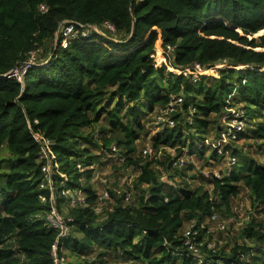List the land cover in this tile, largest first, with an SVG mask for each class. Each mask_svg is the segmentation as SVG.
I'll return each mask as SVG.
<instances>
[{"label": "trees", "instance_id": "trees-1", "mask_svg": "<svg viewBox=\"0 0 264 264\" xmlns=\"http://www.w3.org/2000/svg\"><path fill=\"white\" fill-rule=\"evenodd\" d=\"M63 20L109 22L115 33L93 32L71 39L65 48L58 41L43 54L41 64L26 70L22 82L5 76L30 51L45 48ZM167 45L173 47L171 54H162ZM194 63L207 72L215 69L217 76L201 73L193 81L174 69L187 67L191 74ZM159 80L167 88L175 84L182 89L168 90ZM179 92L182 109H194V127L200 133L235 92L234 100L249 106L246 115L254 112L259 118L248 127L249 136L264 153V119L255 112L264 111V0H0V264H53L51 245L57 232L36 216L45 214L48 204L40 201L47 189L39 186L35 136L53 141L56 181L67 179L68 186L85 193L88 203L69 210L73 226L59 241L60 255L65 250L81 257L93 245L100 258L119 250L113 258L127 264H264L262 223L252 220L240 233L260 248L259 255L248 243L235 242L227 253L204 245L202 257L194 256L179 235L187 220L199 224L217 210L229 212L241 186L251 191L253 206L263 205L264 215V163L245 156L227 174L211 176V190L202 185L173 190L157 179L151 161L132 156L135 141L145 134L141 115ZM98 101L104 105L95 108ZM102 117L110 132L103 145L113 139L122 146L123 163L137 167V175L135 202L125 205L123 195L109 191L116 202L98 221L93 209L97 195L87 183L96 158L87 145L95 147V136L83 131ZM173 118L174 126L152 136V146L178 145L180 153L189 139V152L203 158L206 147L201 143L194 148L192 122L182 123L180 113ZM218 157L213 151L206 160ZM203 236L205 228H199L196 239Z\"/></svg>", "mask_w": 264, "mask_h": 264}, {"label": "rangeland", "instance_id": "rangeland-1", "mask_svg": "<svg viewBox=\"0 0 264 264\" xmlns=\"http://www.w3.org/2000/svg\"><path fill=\"white\" fill-rule=\"evenodd\" d=\"M101 30L104 31L102 27ZM57 39L58 36L54 35L52 39L47 40V45L45 48H40V52L37 57L38 62H40L44 58L43 54L47 53L52 45L56 46ZM158 52H160V49H158ZM171 52L172 51L170 50V54ZM160 63H163L162 59L158 60V64ZM216 65L224 64L217 63ZM212 73L217 76L216 71ZM209 81H212V78H210ZM159 83L162 87H168L166 81L159 80ZM167 89L180 90L182 89V86L178 87L173 84ZM234 95H236L235 92L227 97V101L229 100V103L231 104L224 108L221 113H219L218 115L211 114L208 117V119L211 120L212 123L209 124L205 133L198 132L197 128L194 127L196 126V124H194L193 122L194 109L192 107H189L188 111L182 109L181 103L183 101V96L181 95V93L179 92L178 94L171 95V99H174L177 96L181 97V102L177 104L175 110L172 113L166 112L163 108V105H156L152 112L148 111L141 115L140 122L143 125L145 134H141L139 139L135 141L137 150L132 154V156L141 157L143 160L151 161L153 163V166L155 167L157 179L164 184V187L177 190L184 185H187L192 189L198 185H202L204 189L211 190V184L208 182V179H210L211 176H214L215 173L221 176L222 174H227L230 171L227 169V160L223 156H219L218 160H214L211 158H208V160H206V157H208L214 150L218 135L222 128L221 125L223 118L226 115V111L228 108L231 109L236 107L245 109L247 107L249 110V106L244 105L242 102L237 103L234 100ZM114 103L115 99L112 100L109 107H113ZM102 105H104V102L98 101L94 104V107L99 108ZM141 109L142 110L140 111H144L143 107ZM253 109L254 107H252V110ZM255 112L256 114L262 116V119H264V111L262 113H259L257 111ZM177 113L181 114V118L183 120L182 123L188 122L189 124L192 122V125L190 124L189 131H191L194 137L197 138L195 139L196 144L194 148L199 147L201 143H204L206 147L203 158H199L197 152H189V139L186 141V144L180 153L176 150V148L179 147L178 145L160 146L158 148L152 146V136L161 132L166 127L174 126L176 120L173 118V116ZM250 115L251 114L247 116V127L249 128L251 127V122H255L259 119L254 112L252 117H250ZM169 119H172L174 121V124L172 126L168 123ZM108 127V121L105 119V117H102L98 123L84 128L83 131L85 134L91 133L95 136L93 144L95 145V147L87 145V147L89 148V152L96 157L93 162L94 167L91 172L90 179L87 183L97 193L96 205H99L100 208V211L97 214L98 221L103 220L105 217V212L110 210L112 205L115 204V197L123 195L124 198L125 193H129L128 199H123V204L126 205L135 202V190L133 189V184L135 176L137 175V167H134L133 165H125L123 163L124 155L122 154V152L124 151V149L122 146H118V144H116V141H114L113 139L111 140V143L109 145H103L102 138L110 136ZM185 133L189 135L187 132ZM247 133H249V131H247ZM258 143V141H255L250 136L238 137L236 141L227 143L229 145L225 146V150L229 154H233L232 150L234 148L236 149L237 152L235 153V155L238 165L245 156L251 157L256 162L261 163L262 161H264V155L259 152L260 149L258 147ZM113 147L116 148V151L109 150V148ZM149 147L152 148L151 153L144 154L143 151L147 150ZM4 153H6V151H4ZM147 186L148 185L146 184H142L143 188H146ZM104 191L107 192V199H104L107 196ZM109 191L114 192L115 197L111 196ZM251 195L252 193L249 189L241 186L239 193L230 201V211L225 212L222 209L216 211L219 219L218 222H221L225 225L223 229H220L218 227V222H214L211 220L206 221V219L204 220V225L208 231L206 232L204 240H207L210 243L211 248L227 253V251L234 245L235 242H246L251 247H254L252 249V252L255 255L260 254V248H256L257 246L253 241H249L246 238H242V236H240L242 229L246 227V225L252 220L256 223H262L264 225V215L260 210L263 205L259 204L257 206H253ZM214 198L217 199L215 196ZM188 223L191 224L192 221L187 220L183 223L182 227L179 229V235L183 236L185 229L189 226L187 225ZM98 251L99 248L92 245L87 248L84 254L80 255L81 257L76 256L75 254L68 251L66 252L65 250V254L63 253V255H66L65 257L68 259L67 262L65 258L66 264L80 262L82 263L83 261H86V264H92L93 260L96 264H127L126 260H117V258H113L120 254L119 250L115 251V254L111 253L106 258L98 257ZM198 256L202 257V252ZM248 260L250 259H247V261Z\"/></svg>", "mask_w": 264, "mask_h": 264}, {"label": "built area", "instance_id": "built-area-1", "mask_svg": "<svg viewBox=\"0 0 264 264\" xmlns=\"http://www.w3.org/2000/svg\"><path fill=\"white\" fill-rule=\"evenodd\" d=\"M39 10L41 12H44L46 10V7L44 4H41L39 6ZM101 27L104 30H107L109 32L115 33L114 26L109 22H103L101 25L97 24H82L77 21H69V20H63L59 23L57 30L55 32V35L58 36L57 43L59 41V44L62 47H67L70 40L77 37H87L91 35L93 32L104 34L105 32L101 30ZM173 47H170L167 45L166 51L161 49L162 53H170V50L172 51ZM38 51L32 50L29 52L27 58L21 62L18 66H14L11 70H9L7 73H5L6 77H14L17 81L22 82L23 75L30 67L41 64L38 62ZM158 62V61H157ZM217 66H223V65H217ZM193 68V73L189 74V70L187 67L185 68H174L178 69L179 73H181L184 76H190V78L193 81H196L201 73H210L212 76L214 75L212 72L215 71V69H212L211 71H206L205 68H203L198 63H194L191 65ZM181 102V97L177 96L174 99H171L167 104L163 105V108L166 112L172 113L175 110V107L177 104ZM229 103V101H228ZM230 105V103H229ZM227 107V106H226ZM225 107V108H226ZM168 123L172 126L174 124V121L172 119H169ZM224 125V129H223ZM221 130L218 135V139L216 141L214 150L216 152L217 156H223L227 160V169L230 170L232 167H234L237 164L236 155L235 154H229L225 150V146L229 145L227 143H230L232 141H236L238 137L246 131L247 128V115L244 108H228L226 111V115L223 118ZM35 139L37 140L39 144V151H38V163L40 164V172H41V182L40 187H44L47 189V196H44L40 199L41 203L48 204V210H46L45 214H37V218L44 219L45 223L54 229L57 234L54 238V241L51 245V256L53 264H66L65 257L63 253L60 255L59 250V241L60 239L68 236V234L71 232L72 226H73V217L69 213V210L74 208H80L85 207L88 205L86 201V195L85 193L79 189V188H71L70 186H67V179L56 181V172L58 170V164L54 163L53 161V154L51 145L53 144V141L47 137H38L35 136ZM111 151H116V148H110ZM152 151V148L149 147L147 150H144V154H150ZM79 170L80 165H77ZM59 176V175H57ZM215 177H220L218 174H214ZM107 195V192L104 191ZM97 195V193H96ZM125 199H128L129 193H125L124 195ZM108 195L106 196L107 199ZM97 201V198H96ZM94 212L98 214L100 211L99 205H96V202L93 206ZM211 220L214 222H218V216L216 212L211 213L206 218V221ZM192 221L182 236V244L183 246L194 256H198L202 251V246H206L207 249H212L210 243L207 240H204V237L202 239L197 240L196 235L198 233V229L205 228V235L207 231V228L205 227L204 223L205 221L200 222L199 224H196V220H189ZM224 224L221 222H218V227L220 229L224 228ZM215 251V250H214Z\"/></svg>", "mask_w": 264, "mask_h": 264}, {"label": "crops", "instance_id": "crops-1", "mask_svg": "<svg viewBox=\"0 0 264 264\" xmlns=\"http://www.w3.org/2000/svg\"><path fill=\"white\" fill-rule=\"evenodd\" d=\"M247 131H249V128H248V127L246 128V131L243 132V133L240 135V137H246V136H249V133H247ZM259 152H261V153L264 155V153L262 152V149L259 150ZM261 163H264V161H262Z\"/></svg>", "mask_w": 264, "mask_h": 264}, {"label": "clouds", "instance_id": "clouds-1", "mask_svg": "<svg viewBox=\"0 0 264 264\" xmlns=\"http://www.w3.org/2000/svg\"><path fill=\"white\" fill-rule=\"evenodd\" d=\"M64 180V179H63ZM67 186H68V183H67ZM96 193V192H95Z\"/></svg>", "mask_w": 264, "mask_h": 264}, {"label": "water", "instance_id": "water-1", "mask_svg": "<svg viewBox=\"0 0 264 264\" xmlns=\"http://www.w3.org/2000/svg\"><path fill=\"white\" fill-rule=\"evenodd\" d=\"M57 30V29H56Z\"/></svg>", "mask_w": 264, "mask_h": 264}]
</instances>
